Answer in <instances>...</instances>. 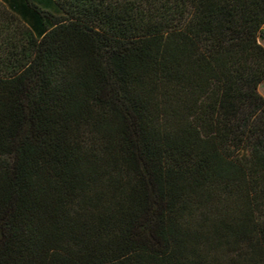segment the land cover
<instances>
[{
    "label": "trees",
    "instance_id": "trees-1",
    "mask_svg": "<svg viewBox=\"0 0 264 264\" xmlns=\"http://www.w3.org/2000/svg\"><path fill=\"white\" fill-rule=\"evenodd\" d=\"M264 0H0V264H264Z\"/></svg>",
    "mask_w": 264,
    "mask_h": 264
},
{
    "label": "rangeland",
    "instance_id": "rangeland-1",
    "mask_svg": "<svg viewBox=\"0 0 264 264\" xmlns=\"http://www.w3.org/2000/svg\"><path fill=\"white\" fill-rule=\"evenodd\" d=\"M35 1H39V0H35ZM260 41L264 45V27H263V36ZM259 91L264 96V82H262V84L260 85Z\"/></svg>",
    "mask_w": 264,
    "mask_h": 264
},
{
    "label": "crops",
    "instance_id": "crops-1",
    "mask_svg": "<svg viewBox=\"0 0 264 264\" xmlns=\"http://www.w3.org/2000/svg\"><path fill=\"white\" fill-rule=\"evenodd\" d=\"M264 82V81H263ZM260 87V86H259Z\"/></svg>",
    "mask_w": 264,
    "mask_h": 264
}]
</instances>
